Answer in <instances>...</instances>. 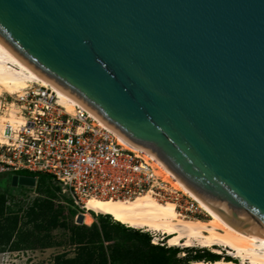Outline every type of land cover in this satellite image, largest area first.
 Wrapping results in <instances>:
<instances>
[{"label":"water","instance_id":"1","mask_svg":"<svg viewBox=\"0 0 264 264\" xmlns=\"http://www.w3.org/2000/svg\"><path fill=\"white\" fill-rule=\"evenodd\" d=\"M0 44L264 236V0H0Z\"/></svg>","mask_w":264,"mask_h":264},{"label":"built area","instance_id":"2","mask_svg":"<svg viewBox=\"0 0 264 264\" xmlns=\"http://www.w3.org/2000/svg\"><path fill=\"white\" fill-rule=\"evenodd\" d=\"M0 113L8 117L3 122L0 171L49 176L76 209L77 218L89 199L124 200L147 193L159 202H173L180 217L206 215L190 194L160 178L156 159L123 148L112 130L49 86L27 89L15 95L12 104L1 98ZM155 236L150 235L151 244L164 239ZM224 252L236 264H264Z\"/></svg>","mask_w":264,"mask_h":264},{"label":"bare ground","instance_id":"3","mask_svg":"<svg viewBox=\"0 0 264 264\" xmlns=\"http://www.w3.org/2000/svg\"><path fill=\"white\" fill-rule=\"evenodd\" d=\"M38 86H49L59 92L64 100L71 99L37 76L0 44V98L6 95L8 96L9 104H12L15 95ZM66 107L68 110L71 108L67 104ZM89 114L91 113L89 112ZM9 116L12 119V111ZM91 116L100 125L105 126L92 114ZM6 118L8 117L5 114L0 113V144H3L4 140L3 122ZM105 127L108 128L107 126ZM117 137L123 148L140 151V149L133 148L124 142L118 135ZM143 154L153 159L152 156L144 151ZM157 162H155V165L158 168L160 178L168 182L172 189L190 194L205 210L206 215L204 218L206 217V219H186L180 217L175 211L173 202L166 201L160 203L148 193L124 200L102 201L89 199L84 203V209L86 211L84 210L81 217L84 218L87 212L103 216L108 215L114 221L130 228L160 232L166 235L165 243L168 247H209L213 248L214 252L219 253V250L214 249V246H223L220 248L226 247L227 249H225L234 257H240L241 259L249 258L251 261L264 263V236L240 233L222 223L206 206L181 186L176 179L174 180V176L171 173ZM190 264L236 263L218 259L212 262L195 261Z\"/></svg>","mask_w":264,"mask_h":264},{"label":"trees","instance_id":"4","mask_svg":"<svg viewBox=\"0 0 264 264\" xmlns=\"http://www.w3.org/2000/svg\"><path fill=\"white\" fill-rule=\"evenodd\" d=\"M19 172L12 178L18 183V177L34 178L37 174L25 175ZM47 176V175H45ZM49 177V176H47ZM56 189L59 190L58 187ZM21 213V214H20ZM65 216L60 206L55 207L48 199L36 198L32 204L22 210L6 205V199L0 194V252L24 251L55 246L52 231L66 228L70 232L68 240L75 247L74 256L67 257L64 253L57 254L53 264H176L169 259L167 253H175L173 249L152 245L149 237L137 232H128L121 223L110 222V216L101 215V225L66 226ZM91 224V221L84 222ZM122 235L133 242L126 245V240L113 241V237ZM107 244V245H104ZM132 254L130 258L128 255ZM230 260V258H226ZM195 261H215L217 256L206 257L195 255Z\"/></svg>","mask_w":264,"mask_h":264},{"label":"rangeland","instance_id":"5","mask_svg":"<svg viewBox=\"0 0 264 264\" xmlns=\"http://www.w3.org/2000/svg\"><path fill=\"white\" fill-rule=\"evenodd\" d=\"M7 97L8 96L4 95L2 98H7ZM23 174L32 175L29 173H23ZM16 175H18V173L0 171V194H3L5 196L7 206H10L11 208H15V209L21 208L22 210H25V208L29 207L36 198L48 199L54 204L55 207L60 206L62 208L63 214L66 217L65 218L66 226L74 225L78 227L85 226L90 228L92 226L99 227L101 225V215L99 214H95V213L90 214V212H87L84 218L83 217H81V219L77 218L76 209L72 208L71 204L66 199V197L62 195L58 189H56V185L50 177H47L45 175H36L33 178V183L29 185V184H18L13 182L12 178L13 176ZM160 203H164V202H160ZM192 218L206 219V217L205 218L190 217L186 219H192ZM87 221H91V224L89 225L84 224V222ZM110 222H115V221L112 218H110ZM123 227L128 232H137L139 234L149 237V239L151 234H155L156 235L155 237H157L158 239L164 238L161 242L159 240H156L158 244H152V245L161 246L159 245L160 243H165L166 235H163L160 232H152L144 229H134L126 225H123ZM52 234L55 237L54 247L37 248L34 250H24V251L0 252V264H53V259L57 254L64 253L67 257H73L75 247L71 245L68 240V237L70 235L68 229L59 227L53 230ZM124 239L126 240V245L128 246L134 245L132 241L127 240L122 235L114 236L113 241H111L110 243H113L114 241L121 242ZM163 247L170 248L175 251V253L172 255L170 253H167V256L169 257V259L176 260L177 262L176 264H190L192 262H195V260H193V257L195 255H200L203 257H206L208 255H213V256H217V259L230 261L226 259L228 256L226 255V252H224V248H220L223 246H214V249L219 250V253L214 252L213 248H209V247L206 248H199L198 246L191 248L179 247V246L168 247L166 243ZM131 255L132 254H129L128 258H130ZM132 258L133 257H131L130 260H132ZM201 261L210 262L204 260Z\"/></svg>","mask_w":264,"mask_h":264}]
</instances>
